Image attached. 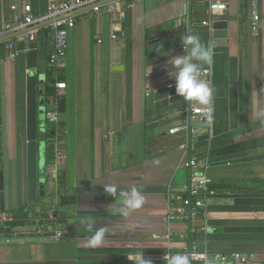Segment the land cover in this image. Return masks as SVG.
Returning a JSON list of instances; mask_svg holds the SVG:
<instances>
[{"label":"crops","instance_id":"obj_1","mask_svg":"<svg viewBox=\"0 0 264 264\" xmlns=\"http://www.w3.org/2000/svg\"><path fill=\"white\" fill-rule=\"evenodd\" d=\"M50 1L10 0L17 14L29 5L33 17ZM219 1L226 10L209 28L202 25L209 20L203 0H119L76 21L57 68L66 85L57 89L66 102L59 121L70 131L59 144L73 158V184L61 180L65 160L45 164V196L33 203L26 201L25 73L41 60L47 67L52 34L41 27L33 42L13 39L16 63L0 60V223L22 205L29 214L10 236L0 233V264H168L161 257L184 247L178 234L187 226L163 221L167 195H182L189 155L207 161L214 192L205 216L192 221L195 246L208 255L252 254L255 264H264V0H258L256 34L251 0ZM221 23L227 37L215 39ZM3 25L0 0V31ZM184 28L214 53L202 67L210 71L204 81L213 89L212 118L193 122L199 134L189 155L179 149L181 135H168L180 125L176 112L186 102L159 110L146 105L147 96L174 84L164 66L178 55ZM117 66L122 69L113 71ZM107 185L116 186L115 196L105 192ZM133 185L145 203L125 217L118 193ZM66 194L75 197L73 205L59 204ZM54 209L55 217L38 225L37 214ZM101 228L104 238L94 245L90 239Z\"/></svg>","mask_w":264,"mask_h":264},{"label":"built area","instance_id":"obj_2","mask_svg":"<svg viewBox=\"0 0 264 264\" xmlns=\"http://www.w3.org/2000/svg\"><path fill=\"white\" fill-rule=\"evenodd\" d=\"M106 0H64L61 2L52 0L50 1L47 11L39 16H31V8L29 5L22 7L21 14H17V8L11 7V12L14 13L10 17L8 23H4L0 31V39L16 32L26 30L27 28L37 26L39 24L48 23L43 28L48 31L49 35L52 34L53 51L48 56V63L55 67H59L60 62L65 58L68 50V35L75 27L78 19L84 16H91L98 13L104 6ZM207 6V15L209 20L202 23L204 27H210V21L219 17L225 10L226 5L219 0H203ZM251 30L257 33L259 29L260 16L257 10L258 0H251ZM186 24V23H185ZM34 30L24 34V37L29 42L35 40ZM23 36V35H22ZM186 51V50H185ZM5 57L1 58L2 53ZM183 50L181 45L178 49V55H182ZM19 57V52L15 48L13 39L0 43V60L9 62L10 64L16 63ZM209 69H201V78L205 80L209 76ZM173 85V84H170ZM64 82H57L56 89H65ZM174 87V86H173ZM168 85L167 89H172ZM177 115L181 118L179 126L174 127L168 131V135L176 136L181 135L182 143L179 145L184 153H188L191 145L197 139L199 134L193 122L197 119L200 121H210L207 106L200 107L199 109L189 103L183 104L177 109ZM211 112V118H212ZM46 120L56 123L58 116L55 112L46 114ZM184 167L188 171V179L183 186L182 195H174L169 193L167 196L168 206L167 213L163 219L165 223L181 222L185 224L186 230L178 234L179 238L185 242V245L179 252H168L161 257L162 260L168 263L174 255H187L189 257V264H255V258L252 254L230 253V254H216L208 255L202 252L193 243V235L196 230L191 226L192 221L197 215V210L202 212L205 216V204L208 197L214 195L208 187V178L206 170L208 169L207 161H200L196 157L189 156L184 163ZM180 202V205L176 204ZM168 238V236H167Z\"/></svg>","mask_w":264,"mask_h":264},{"label":"water","instance_id":"obj_3","mask_svg":"<svg viewBox=\"0 0 264 264\" xmlns=\"http://www.w3.org/2000/svg\"><path fill=\"white\" fill-rule=\"evenodd\" d=\"M119 0H106L102 5H109ZM2 18L4 23H8L11 17L10 0H1ZM49 23V22H48ZM48 23L39 24L27 28L26 30L13 33L0 39V43L15 39L29 31L41 28ZM190 30V28H189ZM215 39L227 37L226 24H218L214 28L212 35ZM122 66L113 67V71H119ZM45 70L46 62L41 60L37 68H30L25 73V164H26V201L33 203L38 198L45 196ZM183 98L175 95V88L166 89L153 93L146 97L147 110H159L174 105ZM190 156V155H189ZM3 175L0 171V213L4 212ZM96 202H103V199H95Z\"/></svg>","mask_w":264,"mask_h":264},{"label":"clouds","instance_id":"obj_4","mask_svg":"<svg viewBox=\"0 0 264 264\" xmlns=\"http://www.w3.org/2000/svg\"><path fill=\"white\" fill-rule=\"evenodd\" d=\"M181 47L184 54L172 55L164 66L166 75L174 82L169 86H174L175 95L183 98L186 103L198 109L201 106H207L210 120L213 89L201 78V69L203 65H210L213 62V50L202 44L198 35L191 33L182 37ZM149 71H151V67ZM105 192L115 196L117 194L116 186H105ZM118 194L122 197V212L125 217L140 209L145 203L144 196L135 185L128 190L119 191ZM105 232L106 229H99L91 237L90 242L94 245L99 244L103 240ZM168 264H189V257L177 254L168 260Z\"/></svg>","mask_w":264,"mask_h":264},{"label":"trees","instance_id":"obj_5","mask_svg":"<svg viewBox=\"0 0 264 264\" xmlns=\"http://www.w3.org/2000/svg\"><path fill=\"white\" fill-rule=\"evenodd\" d=\"M186 29L183 30V35H185ZM47 38V37H46ZM5 57V53L3 52L1 58ZM48 61V60H47ZM62 74L59 73L58 69L51 66L47 63V67L45 70V113L55 112L58 116V121L56 123L45 121V133H44V141H45V164L47 166H52L58 162H62V160H69V152L64 151L63 145H60L59 142L61 139L66 141L70 138V131L67 130L64 122L59 121V116L65 113L66 111V102L64 96L58 94L55 84L57 82H62ZM181 119V118H180ZM67 171V170H66ZM65 171V172H66ZM64 172V173H65ZM62 174V177L65 174ZM259 184L264 185V181H259ZM179 201H176V203ZM75 203L74 196H61L59 204L62 206L65 205H73ZM180 203V202H179ZM197 215L194 221L200 217H202V212L197 210ZM8 215L10 216V220L0 223V233L2 231L5 232L7 236H10L11 231L14 228L20 227L24 224V221L28 218L29 211H27L26 206L22 205L15 209L9 210ZM49 214L55 217L56 209L46 211L44 213H39L40 222L38 225L43 226L45 221L50 220ZM193 226V222L191 223ZM180 250L176 251L179 252ZM175 252V251H173Z\"/></svg>","mask_w":264,"mask_h":264},{"label":"rangeland","instance_id":"obj_6","mask_svg":"<svg viewBox=\"0 0 264 264\" xmlns=\"http://www.w3.org/2000/svg\"><path fill=\"white\" fill-rule=\"evenodd\" d=\"M9 86L10 85H8L7 86V90H9ZM0 110H1V89H0ZM1 114H2V112H0V116H1ZM72 160H73V158L72 157H70V159L69 160H66L65 161V165H64V169H65V166L66 165H69L68 166V170L65 172V176L63 177V178H61V180H63L64 182H66V184L68 185V186H70V185H72L73 184V182H72V165H71V163H72ZM66 196H69L68 194H66ZM49 208V207H48ZM47 208V209H48ZM51 208V207H50Z\"/></svg>","mask_w":264,"mask_h":264}]
</instances>
